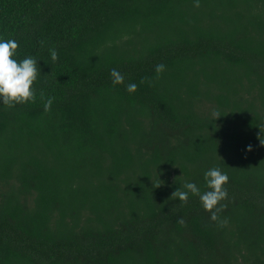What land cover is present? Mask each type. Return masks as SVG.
<instances>
[{
    "label": "trees",
    "instance_id": "obj_1",
    "mask_svg": "<svg viewBox=\"0 0 264 264\" xmlns=\"http://www.w3.org/2000/svg\"><path fill=\"white\" fill-rule=\"evenodd\" d=\"M199 3L0 0L40 70L35 103L0 100V264H264V0ZM214 167L224 227L171 199Z\"/></svg>",
    "mask_w": 264,
    "mask_h": 264
},
{
    "label": "clouds",
    "instance_id": "obj_2",
    "mask_svg": "<svg viewBox=\"0 0 264 264\" xmlns=\"http://www.w3.org/2000/svg\"><path fill=\"white\" fill-rule=\"evenodd\" d=\"M195 7H200L199 0H195ZM43 43V42H41ZM19 44L14 39L3 40L0 39V100L8 108H14L16 105L27 104L29 102L35 103L36 92L35 82L40 74V70L37 67V60L33 57H27L22 61H18L15 57ZM51 59L53 62L58 60V52L55 48L49 50ZM166 70L164 64H158L155 67L157 78ZM111 76L113 77V84H123L124 77L116 69L111 70ZM141 80V83H144ZM137 85L130 83L127 85V91L134 93L137 91ZM41 100H44V93H40ZM54 97H49L44 100V111L49 112L53 104ZM219 117V116H218ZM217 117V118H218ZM261 144L264 145V139H261ZM248 151H252V147L248 146ZM204 178L206 181V187L208 191L201 193L200 189L195 183L185 182L179 190L172 193L171 199L175 200L179 198L180 202L187 204L189 199V193L199 196L201 204L205 211L210 213V219L214 222H219L220 227L227 225L228 221L220 220L219 213L227 208L226 204L221 202L228 198L227 189L224 187L228 183V176L218 167H214L205 172ZM153 182V181H152ZM161 183L155 184L156 188H159ZM181 226H186V221L181 217L178 220Z\"/></svg>",
    "mask_w": 264,
    "mask_h": 264
}]
</instances>
